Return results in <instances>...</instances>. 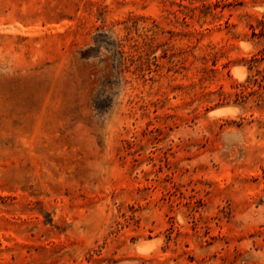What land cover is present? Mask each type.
Returning a JSON list of instances; mask_svg holds the SVG:
<instances>
[{"label":"rangeland","instance_id":"rangeland-1","mask_svg":"<svg viewBox=\"0 0 264 264\" xmlns=\"http://www.w3.org/2000/svg\"><path fill=\"white\" fill-rule=\"evenodd\" d=\"M263 57L264 0H0V264H264Z\"/></svg>","mask_w":264,"mask_h":264},{"label":"bare ground","instance_id":"bare-ground-1","mask_svg":"<svg viewBox=\"0 0 264 264\" xmlns=\"http://www.w3.org/2000/svg\"><path fill=\"white\" fill-rule=\"evenodd\" d=\"M236 69V68H235ZM233 71V70H232ZM234 74H235V76H236V78H238V79H243L244 77H245V75H246V73H245V71H243V70H235V72H234ZM234 76V75H233ZM242 81V80H241ZM234 111V108L232 109V107L231 108H224V109H220V110H216V111H214V112H212V114L213 115H224V114H228V113H230V112H233ZM155 241V240H154ZM149 242V241H148ZM150 243V242H149ZM139 247V246H138ZM147 248L149 249V246L147 245ZM147 248L146 247H144V246H140L139 247V251L140 252H143V253H146L147 252Z\"/></svg>","mask_w":264,"mask_h":264},{"label":"trees","instance_id":"trees-1","mask_svg":"<svg viewBox=\"0 0 264 264\" xmlns=\"http://www.w3.org/2000/svg\"><path fill=\"white\" fill-rule=\"evenodd\" d=\"M264 58V57H263ZM257 61V60H256Z\"/></svg>","mask_w":264,"mask_h":264}]
</instances>
